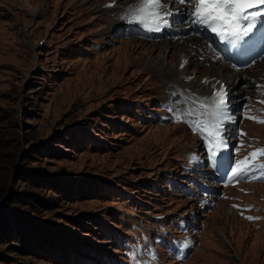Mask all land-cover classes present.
Wrapping results in <instances>:
<instances>
[{"label":"rangeland","instance_id":"obj_1","mask_svg":"<svg viewBox=\"0 0 264 264\" xmlns=\"http://www.w3.org/2000/svg\"><path fill=\"white\" fill-rule=\"evenodd\" d=\"M104 1L0 0V264H118L120 245L132 250L133 224L149 231L155 215L193 207L201 229L194 247L175 243L183 264H264V183L223 187L200 211L167 184L189 185L181 163L198 152L195 136L146 115L183 71L223 74L231 95L246 94L241 82L263 77L264 60L231 76L194 56L193 42L117 36ZM183 54L191 64L179 70ZM251 123L242 124L244 141L264 143V123ZM236 197L260 203L263 215Z\"/></svg>","mask_w":264,"mask_h":264},{"label":"snow or ice","instance_id":"obj_2","mask_svg":"<svg viewBox=\"0 0 264 264\" xmlns=\"http://www.w3.org/2000/svg\"><path fill=\"white\" fill-rule=\"evenodd\" d=\"M175 3L186 6L182 15L187 17L190 26L195 25L209 31L218 37L219 41L227 42L233 47L253 33L257 28L258 20L264 22V0H175ZM171 16L173 12L164 0H136L135 4L129 5L122 19L139 25L149 32H160L162 28L171 26L168 19ZM180 66L183 67L184 64ZM193 103L197 107L178 111L174 120L186 123L190 130L200 135L206 144L212 163L215 164L217 150L225 143L224 120L230 119L226 113V92L221 87L219 91H214L210 103L205 100H194ZM201 109L203 111H200ZM168 110L171 111L170 108ZM193 115L198 119H187ZM249 118L264 123V119ZM260 157H264V148L254 149L243 159L236 161L228 174L229 182L237 178L264 179V162H259ZM257 172L259 176L256 175ZM247 218L258 219L251 216ZM188 246L189 243L185 242L179 247ZM144 251L150 255L151 260L144 261L143 264H152V261L156 260L154 250L147 247ZM140 254L139 247L130 251L132 264H142L137 259Z\"/></svg>","mask_w":264,"mask_h":264},{"label":"bare ground","instance_id":"obj_3","mask_svg":"<svg viewBox=\"0 0 264 264\" xmlns=\"http://www.w3.org/2000/svg\"><path fill=\"white\" fill-rule=\"evenodd\" d=\"M169 43H171V42H169ZM166 44H168V43H166ZM173 44H175V43H173ZM159 50V49H158ZM174 52H175V50H174ZM176 54V53H175ZM199 55V54H198ZM183 57H187V55L186 54H183ZM183 57H181V55H178V58H179V60L181 59V58H183ZM189 63H190V61H189ZM189 63L184 67V69H186L187 67H188V65H189ZM158 66V65H157ZM159 68V67H158ZM223 68V67H222ZM176 70V69H175ZM172 72H173V70H172ZM230 74H231V76L233 75V73H232V71L231 70H229L228 71ZM162 76V75H161ZM171 76V75H170ZM172 77V76H171ZM170 79V78H169ZM229 79V78H228ZM180 80V79H179ZM251 123V122H250ZM252 124V127L254 126V125H257V124H254V123H251ZM261 125V124H260ZM258 126V125H257ZM257 184H259V183H257ZM183 264V263H182Z\"/></svg>","mask_w":264,"mask_h":264},{"label":"trees","instance_id":"obj_4","mask_svg":"<svg viewBox=\"0 0 264 264\" xmlns=\"http://www.w3.org/2000/svg\"><path fill=\"white\" fill-rule=\"evenodd\" d=\"M1 161H2V157H0V163H1ZM2 172H3V170H2ZM0 238H2V233H1V230H0ZM0 256H2V254L0 253Z\"/></svg>","mask_w":264,"mask_h":264}]
</instances>
